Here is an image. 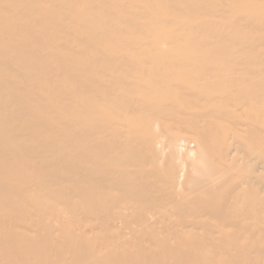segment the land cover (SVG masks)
Here are the masks:
<instances>
[{
	"label": "bare ground",
	"instance_id": "obj_1",
	"mask_svg": "<svg viewBox=\"0 0 264 264\" xmlns=\"http://www.w3.org/2000/svg\"><path fill=\"white\" fill-rule=\"evenodd\" d=\"M0 264H264V0H0Z\"/></svg>",
	"mask_w": 264,
	"mask_h": 264
}]
</instances>
